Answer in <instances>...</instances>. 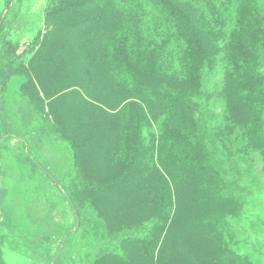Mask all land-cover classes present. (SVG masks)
<instances>
[{
	"label": "rangeland",
	"instance_id": "374dc122",
	"mask_svg": "<svg viewBox=\"0 0 264 264\" xmlns=\"http://www.w3.org/2000/svg\"><path fill=\"white\" fill-rule=\"evenodd\" d=\"M3 41L0 264H264V0H0Z\"/></svg>",
	"mask_w": 264,
	"mask_h": 264
},
{
	"label": "trees",
	"instance_id": "16d2710c",
	"mask_svg": "<svg viewBox=\"0 0 264 264\" xmlns=\"http://www.w3.org/2000/svg\"><path fill=\"white\" fill-rule=\"evenodd\" d=\"M158 8L162 11H167V7L163 4L158 5ZM13 52H14V45L11 42L8 41H3L0 47V64L1 65H7L10 58L13 56ZM0 76L3 79V81L5 80L4 78L7 76L6 71H4V69L1 67L0 69Z\"/></svg>",
	"mask_w": 264,
	"mask_h": 264
}]
</instances>
